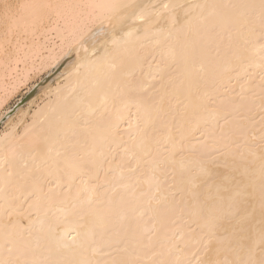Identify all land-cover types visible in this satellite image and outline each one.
I'll return each instance as SVG.
<instances>
[{"label": "bare ground", "instance_id": "6f19581e", "mask_svg": "<svg viewBox=\"0 0 264 264\" xmlns=\"http://www.w3.org/2000/svg\"><path fill=\"white\" fill-rule=\"evenodd\" d=\"M5 4L0 264L264 260V0Z\"/></svg>", "mask_w": 264, "mask_h": 264}, {"label": "rangeland", "instance_id": "374dc122", "mask_svg": "<svg viewBox=\"0 0 264 264\" xmlns=\"http://www.w3.org/2000/svg\"><path fill=\"white\" fill-rule=\"evenodd\" d=\"M5 13V9L3 6L0 5V64L2 61H5L12 53L15 51V45L16 44H25L28 39L33 36V33H30V37L28 38V34L26 31H19L15 30L12 32H6L5 25L2 23L3 14ZM27 34H26V33ZM36 36V35H35ZM32 38V37H31ZM72 56L70 54L66 55L63 60V65L68 64L71 60ZM18 69H21V63H18ZM1 69V65H0ZM61 68H59L57 71L54 72V69H41L38 66L32 68L30 71L29 77L27 80L21 82L17 88L14 90L13 93L10 94V96L7 97L6 101L1 105L0 107V131L6 130L9 125L6 124L7 120L9 118L12 119L11 122L17 121V119L20 117L18 113L19 108H25L27 107V96L30 94L35 87H38L39 85L48 82L52 78V74H55L60 71ZM51 70V71H50ZM51 75V78H50ZM49 78V79H48ZM54 82V81H53ZM56 82V81H55ZM55 82L53 84H55ZM41 93V94H40ZM38 96L36 97L34 103H31L28 109L26 111H30L32 108H34L42 98H44V92H40ZM17 130L20 128V122L16 123Z\"/></svg>", "mask_w": 264, "mask_h": 264}, {"label": "snow or ice", "instance_id": "6c2138e0", "mask_svg": "<svg viewBox=\"0 0 264 264\" xmlns=\"http://www.w3.org/2000/svg\"><path fill=\"white\" fill-rule=\"evenodd\" d=\"M11 5H8V4H5L4 5V9H5V15L7 16L9 13H10V11H11ZM246 264H256V262L255 261H248V262H246ZM259 264H264V260H261L260 262H259Z\"/></svg>", "mask_w": 264, "mask_h": 264}]
</instances>
